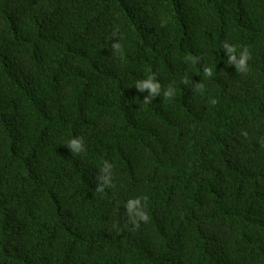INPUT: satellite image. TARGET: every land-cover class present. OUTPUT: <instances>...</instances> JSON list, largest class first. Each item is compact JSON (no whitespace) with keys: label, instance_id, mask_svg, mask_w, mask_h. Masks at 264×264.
<instances>
[{"label":"trees","instance_id":"obj_1","mask_svg":"<svg viewBox=\"0 0 264 264\" xmlns=\"http://www.w3.org/2000/svg\"><path fill=\"white\" fill-rule=\"evenodd\" d=\"M0 264H264V0H0Z\"/></svg>","mask_w":264,"mask_h":264},{"label":"clouds","instance_id":"obj_2","mask_svg":"<svg viewBox=\"0 0 264 264\" xmlns=\"http://www.w3.org/2000/svg\"><path fill=\"white\" fill-rule=\"evenodd\" d=\"M120 45L119 44H114L113 48L116 50L120 49ZM224 49H226L229 53V59H228V63L231 64H235L236 65V69H238L239 71L243 72L246 71L247 69V61L249 59H251V53L248 51L247 48H245L241 53H240V58L237 61L236 59V47L233 45L228 44L227 42L224 43L223 45ZM205 73L207 75H212V70L210 68H205L204 69ZM138 89L145 90L148 89L150 90V97L145 98L144 101L150 103L151 99L156 97L157 95L160 94L161 91V85L155 81V77H149L147 80L138 83L136 86ZM174 95V90L172 89V86L170 85L168 88V91L164 92V96L166 98L171 97ZM69 148L71 149L72 152H80L83 148V138H75L72 139L69 144H68ZM111 168V165H109L107 162H105V166L102 169V172L108 173V170ZM98 179L100 181H102L103 183H101L100 185H98V190L99 191H103L104 190V186H110L111 185V177L109 175L106 176H100L98 177ZM141 207V198H136L134 200H129L128 204H127V210H128V214L130 216H132L133 213H135L136 216H138L140 219L142 220H147L148 217L147 215L143 212V211H137V209H139ZM133 223H136V220L133 219Z\"/></svg>","mask_w":264,"mask_h":264}]
</instances>
